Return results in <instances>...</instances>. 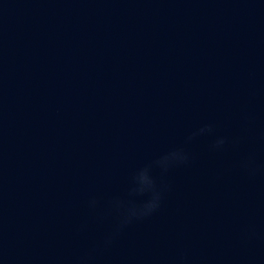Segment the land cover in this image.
Returning <instances> with one entry per match:
<instances>
[{"label":"water","instance_id":"water-1","mask_svg":"<svg viewBox=\"0 0 264 264\" xmlns=\"http://www.w3.org/2000/svg\"><path fill=\"white\" fill-rule=\"evenodd\" d=\"M0 264H264V0H98L12 185Z\"/></svg>","mask_w":264,"mask_h":264}]
</instances>
